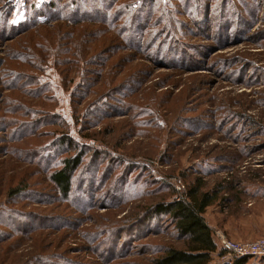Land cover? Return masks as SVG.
Wrapping results in <instances>:
<instances>
[{
    "label": "rangeland",
    "instance_id": "374dc122",
    "mask_svg": "<svg viewBox=\"0 0 264 264\" xmlns=\"http://www.w3.org/2000/svg\"><path fill=\"white\" fill-rule=\"evenodd\" d=\"M197 178L218 243L264 239V0H0V264H154Z\"/></svg>",
    "mask_w": 264,
    "mask_h": 264
},
{
    "label": "trees",
    "instance_id": "16d2710c",
    "mask_svg": "<svg viewBox=\"0 0 264 264\" xmlns=\"http://www.w3.org/2000/svg\"><path fill=\"white\" fill-rule=\"evenodd\" d=\"M66 141V138L62 139L63 144ZM83 156L84 153L80 151L64 158L50 173L51 181L64 197H68L72 190L73 175ZM131 165L135 166L134 163ZM20 191L22 188L16 186L9 193L13 196ZM220 191L221 189L204 190L197 178L172 199L153 203L148 209V215H167L174 229L184 239L181 247L168 246L163 254L154 258V264H210L215 256L220 258L223 250L205 216L206 209L219 200ZM249 260L257 263L264 260V257H235L219 264H248Z\"/></svg>",
    "mask_w": 264,
    "mask_h": 264
},
{
    "label": "built area",
    "instance_id": "2783aa9c",
    "mask_svg": "<svg viewBox=\"0 0 264 264\" xmlns=\"http://www.w3.org/2000/svg\"><path fill=\"white\" fill-rule=\"evenodd\" d=\"M218 239L220 241L221 249L223 250V254L220 258L224 261L243 256L264 257V239L248 240L244 243L228 239L219 234Z\"/></svg>",
    "mask_w": 264,
    "mask_h": 264
},
{
    "label": "crops",
    "instance_id": "0c3cea01",
    "mask_svg": "<svg viewBox=\"0 0 264 264\" xmlns=\"http://www.w3.org/2000/svg\"><path fill=\"white\" fill-rule=\"evenodd\" d=\"M262 191V190H261Z\"/></svg>",
    "mask_w": 264,
    "mask_h": 264
}]
</instances>
